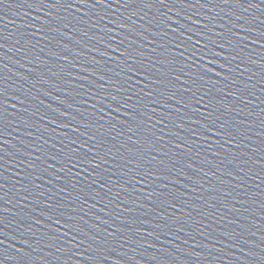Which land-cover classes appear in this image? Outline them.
Wrapping results in <instances>:
<instances>
[{
    "label": "water",
    "instance_id": "obj_1",
    "mask_svg": "<svg viewBox=\"0 0 264 264\" xmlns=\"http://www.w3.org/2000/svg\"><path fill=\"white\" fill-rule=\"evenodd\" d=\"M0 88V264H264V0H0Z\"/></svg>",
    "mask_w": 264,
    "mask_h": 264
},
{
    "label": "snow or ice",
    "instance_id": "obj_2",
    "mask_svg": "<svg viewBox=\"0 0 264 264\" xmlns=\"http://www.w3.org/2000/svg\"><path fill=\"white\" fill-rule=\"evenodd\" d=\"M81 2H84V0H81ZM178 2H180V0H178ZM185 2H186V0H185ZM225 2H227V0H225ZM31 6V5H30ZM52 7H55L56 5H51ZM68 7H73V5L72 4H68L67 5ZM147 6H149V7H151L152 5L151 4H149V5H147ZM190 6H192V5H190ZM197 43H199V41H197ZM0 95H3V89L2 88H0ZM2 119H3V116H2V114H0V121H2ZM0 139H2V131H0ZM0 159H2V157H0ZM0 199H2V197H0Z\"/></svg>",
    "mask_w": 264,
    "mask_h": 264
}]
</instances>
